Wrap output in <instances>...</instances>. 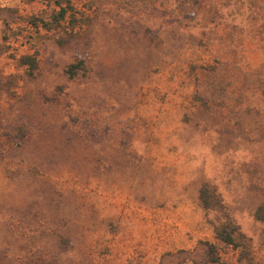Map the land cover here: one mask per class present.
Segmentation results:
<instances>
[{
    "label": "rangeland",
    "instance_id": "374dc122",
    "mask_svg": "<svg viewBox=\"0 0 264 264\" xmlns=\"http://www.w3.org/2000/svg\"><path fill=\"white\" fill-rule=\"evenodd\" d=\"M0 264H264V1L0 0Z\"/></svg>",
    "mask_w": 264,
    "mask_h": 264
},
{
    "label": "trees",
    "instance_id": "16d2710c",
    "mask_svg": "<svg viewBox=\"0 0 264 264\" xmlns=\"http://www.w3.org/2000/svg\"><path fill=\"white\" fill-rule=\"evenodd\" d=\"M59 16L61 17V19H63L64 13L59 12ZM21 59L23 60V64L28 67L34 65L35 63V61L33 60L31 56H23ZM78 66H80L79 63L71 65L69 67V71L70 69L74 70L78 68ZM199 198H200L201 205L204 209H210L214 205H218V202H216L215 198H213L215 202H212L213 201L212 196H210L209 191L205 187H201L199 191ZM215 235L223 243L236 247V248H240V247L243 248V246L246 245L245 237L241 234L239 229L233 224H231L229 221H223L219 223L215 227ZM240 253L242 254L243 252H240Z\"/></svg>",
    "mask_w": 264,
    "mask_h": 264
}]
</instances>
